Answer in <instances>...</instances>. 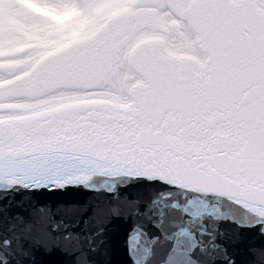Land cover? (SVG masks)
I'll list each match as a JSON object with an SVG mask.
<instances>
[{"label":"snow or ice","instance_id":"6c2138e0","mask_svg":"<svg viewBox=\"0 0 264 264\" xmlns=\"http://www.w3.org/2000/svg\"><path fill=\"white\" fill-rule=\"evenodd\" d=\"M69 189L116 203L46 214L92 264L117 220L123 264H238L264 237V0H0V219ZM21 239L0 264L78 255Z\"/></svg>","mask_w":264,"mask_h":264},{"label":"water","instance_id":"95a60500","mask_svg":"<svg viewBox=\"0 0 264 264\" xmlns=\"http://www.w3.org/2000/svg\"><path fill=\"white\" fill-rule=\"evenodd\" d=\"M114 199V198H113ZM23 206H14L9 213L8 220L5 222L0 219V233L7 232L10 237H20L21 242L27 241L29 244L39 243L41 245L52 246L59 244L62 249L68 252H76V257L60 253L56 257H41L38 259L55 260L56 264H92L89 259L94 254L89 252V245L81 239H64L63 234H53L47 231L46 224L50 222L46 214L51 212L60 213L61 209L67 204H74L80 200H87L93 208V212L101 217H108L111 209L116 207V203H108L109 198L101 196L96 198L91 194L69 189L68 191H43L34 196L22 198ZM121 206L125 214L133 211L132 207L124 203L121 199ZM66 211V209H65ZM132 221L125 223L117 220L112 223L108 236L107 247L110 248V255L104 259V264H123L124 243L126 233ZM223 229L231 230V225L224 224ZM238 264H264V237L258 232L250 230L244 233V240L234 247Z\"/></svg>","mask_w":264,"mask_h":264}]
</instances>
